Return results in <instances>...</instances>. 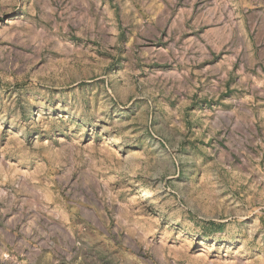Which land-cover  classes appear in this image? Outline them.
Masks as SVG:
<instances>
[{"label":"rangeland","instance_id":"rangeland-1","mask_svg":"<svg viewBox=\"0 0 264 264\" xmlns=\"http://www.w3.org/2000/svg\"><path fill=\"white\" fill-rule=\"evenodd\" d=\"M0 264H264V0H0Z\"/></svg>","mask_w":264,"mask_h":264}]
</instances>
